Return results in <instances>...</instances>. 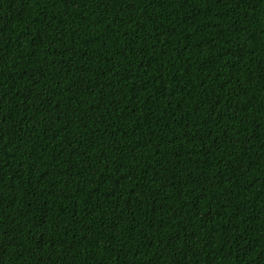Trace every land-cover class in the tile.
<instances>
[{
	"label": "trees",
	"instance_id": "1",
	"mask_svg": "<svg viewBox=\"0 0 264 264\" xmlns=\"http://www.w3.org/2000/svg\"><path fill=\"white\" fill-rule=\"evenodd\" d=\"M0 264H264V0H0Z\"/></svg>",
	"mask_w": 264,
	"mask_h": 264
}]
</instances>
